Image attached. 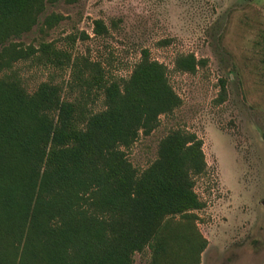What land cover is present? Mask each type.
<instances>
[{
	"label": "trees",
	"instance_id": "obj_1",
	"mask_svg": "<svg viewBox=\"0 0 264 264\" xmlns=\"http://www.w3.org/2000/svg\"><path fill=\"white\" fill-rule=\"evenodd\" d=\"M53 1L0 0V264H134L146 249L148 264H201L208 241L194 212L205 204L194 188L207 171L203 141L171 130L143 171L125 151L181 107L167 67L144 49L128 78L107 80L101 63L46 40L64 20L46 14ZM34 29L35 44L16 41ZM107 32L94 21L96 35ZM19 63L71 69L74 97L53 81L28 92ZM205 65L193 54L174 61L190 75ZM92 93L103 110L91 109Z\"/></svg>",
	"mask_w": 264,
	"mask_h": 264
},
{
	"label": "rangeland",
	"instance_id": "obj_2",
	"mask_svg": "<svg viewBox=\"0 0 264 264\" xmlns=\"http://www.w3.org/2000/svg\"><path fill=\"white\" fill-rule=\"evenodd\" d=\"M53 12L64 20L46 40L73 57L101 63L109 81L128 78L144 49L167 67L182 105L125 150L127 159L143 171L171 130L195 133L207 164L194 188L205 204L194 212L208 241L201 264H264V0H81L72 5L55 0L46 14ZM97 20L107 34L94 33ZM38 39L34 29L16 41L35 44ZM181 54H193L206 65L194 75L180 73L174 61ZM14 69L30 93L53 81L65 97L75 95L67 94L69 68L19 63ZM221 80L226 97L220 103ZM94 93L90 107L98 112L104 104ZM149 258L146 249L134 256V264H148Z\"/></svg>",
	"mask_w": 264,
	"mask_h": 264
}]
</instances>
